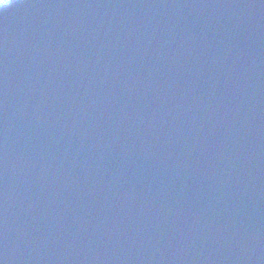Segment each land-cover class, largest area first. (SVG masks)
I'll list each match as a JSON object with an SVG mask.
<instances>
[{"label":"water","instance_id":"water-1","mask_svg":"<svg viewBox=\"0 0 264 264\" xmlns=\"http://www.w3.org/2000/svg\"><path fill=\"white\" fill-rule=\"evenodd\" d=\"M0 264H264V0L0 2Z\"/></svg>","mask_w":264,"mask_h":264},{"label":"rangeland","instance_id":"rangeland-1","mask_svg":"<svg viewBox=\"0 0 264 264\" xmlns=\"http://www.w3.org/2000/svg\"><path fill=\"white\" fill-rule=\"evenodd\" d=\"M5 1H7V2H5ZM1 0L0 2H2V3H5V4H10V3H13V2H15L16 0Z\"/></svg>","mask_w":264,"mask_h":264},{"label":"trees","instance_id":"trees-1","mask_svg":"<svg viewBox=\"0 0 264 264\" xmlns=\"http://www.w3.org/2000/svg\"><path fill=\"white\" fill-rule=\"evenodd\" d=\"M1 1V0H0ZM5 1V0H4ZM5 2H7V1H5Z\"/></svg>","mask_w":264,"mask_h":264}]
</instances>
